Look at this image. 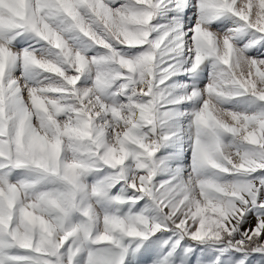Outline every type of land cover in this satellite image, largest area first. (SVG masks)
<instances>
[{
  "label": "snow or ice",
  "instance_id": "snow-or-ice-1",
  "mask_svg": "<svg viewBox=\"0 0 264 264\" xmlns=\"http://www.w3.org/2000/svg\"><path fill=\"white\" fill-rule=\"evenodd\" d=\"M0 264H264V0H0Z\"/></svg>",
  "mask_w": 264,
  "mask_h": 264
}]
</instances>
